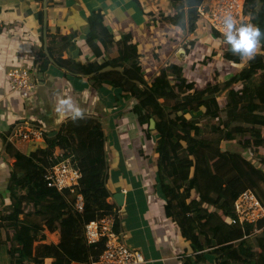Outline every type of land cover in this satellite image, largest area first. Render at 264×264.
Masks as SVG:
<instances>
[{
  "label": "trees",
  "instance_id": "obj_1",
  "mask_svg": "<svg viewBox=\"0 0 264 264\" xmlns=\"http://www.w3.org/2000/svg\"><path fill=\"white\" fill-rule=\"evenodd\" d=\"M167 1L178 16L176 22L181 29H203L197 12L202 0ZM245 14L248 22L264 31V0H246ZM87 28V45L96 51V56L104 54L107 58L102 63L73 58L72 33L60 37L61 47L69 48L68 56L59 54L55 63L71 74L85 76L94 92L110 86L123 93V98L134 100L131 111L139 127L146 139L154 138L157 186L163 194L165 215L193 244L199 245V235L205 236V245L219 253L215 264H264V218L243 227L227 222L233 215L232 202L245 189L252 190L264 207V37L254 58L245 63L233 56L222 36H218L221 42L214 41L206 62L219 55L217 45L225 44V57L231 63H243L241 70L222 82L227 94L221 107L218 96L198 90L195 82L184 76V61H178L176 55L147 76L143 72L149 62L147 55L140 57L142 53L130 33H121L114 40L98 12L87 17ZM46 35L50 38L47 48L51 56L55 45L51 38L56 35L48 31ZM37 55L34 64L43 72L50 61L42 46ZM105 66L122 70L99 72ZM214 87L217 91L221 85ZM198 111L201 113L195 115ZM205 116L219 119L212 126V131L218 133L214 139L202 136L206 125L199 120ZM238 137L242 139V152L221 148V142ZM44 142V147L29 154L9 141L4 145L2 157L10 176L9 201L0 202V245L7 246L9 264H44L46 258L52 259L51 264H91L102 252L103 243L87 244L84 224L114 214L118 231V207L108 201L110 192L106 188L109 167L102 122L98 116L83 115L75 120L69 117L59 130L46 132ZM55 150H62L78 162L82 176L73 192H60L44 181L45 168L52 163L49 157ZM77 194L83 196L82 212L71 209ZM31 216L38 217L40 223L24 219ZM57 228L58 241L45 242L43 230L52 232ZM254 229L260 230L241 239ZM34 241L38 243L34 245Z\"/></svg>",
  "mask_w": 264,
  "mask_h": 264
},
{
  "label": "crops",
  "instance_id": "obj_2",
  "mask_svg": "<svg viewBox=\"0 0 264 264\" xmlns=\"http://www.w3.org/2000/svg\"><path fill=\"white\" fill-rule=\"evenodd\" d=\"M46 3L47 31L56 35L51 38L55 44L51 48L54 63L50 62L46 70L40 72L34 64V54H38L41 46L44 51V0H0V22L3 23L0 31V202L6 204L9 201L7 184L10 171L2 157L6 141L24 154L46 145L37 146L18 139L10 141L8 135L17 124L23 122H34L47 132L57 131L69 115L57 111L55 103L66 90H70L83 115L98 116L102 122L109 167L106 180V188L110 192L108 201L115 202L118 207L117 228L125 244L142 254V264H188V261L215 264L219 253L205 245V236L199 235V245L193 244L184 237L176 222L164 213L163 194L157 186L154 138L146 139L139 127L131 111L134 100L123 98L120 95L123 93L110 86L94 92L85 76L71 74L54 60L59 54L63 58L68 56L69 48L61 47L60 37L72 33H75L72 39L75 44L71 53L73 58L97 63L107 58L104 54L96 56V51L87 45L85 39L87 17L98 12L102 14L104 25L114 40H118L121 33H130L142 53L140 57L147 55L149 62L143 70L145 75L149 76L153 70H157V58L163 61L165 57L173 59L176 55L178 61H185L187 55L171 54L177 43L175 37L180 34L176 22L172 21L174 25H171L160 19L166 20L174 12L170 2L46 0ZM198 29L193 31L194 37ZM191 34L185 39H189ZM48 40L50 38L47 37L46 42ZM156 51L158 54L154 53ZM12 64H27L33 75L34 88L23 100L18 94L8 92L4 72L5 67ZM117 192L124 195L122 205H118L114 199ZM32 219L31 216L28 221L37 223ZM43 233L45 242L56 243L59 239L58 228L52 232L43 230ZM37 243L34 241V245ZM217 248L222 252L220 246ZM1 255L4 258L2 264H9L7 246L0 245ZM196 259L198 262L195 263ZM51 261V258H46L44 264H51Z\"/></svg>",
  "mask_w": 264,
  "mask_h": 264
},
{
  "label": "built area",
  "instance_id": "obj_3",
  "mask_svg": "<svg viewBox=\"0 0 264 264\" xmlns=\"http://www.w3.org/2000/svg\"><path fill=\"white\" fill-rule=\"evenodd\" d=\"M246 0H202L197 6L203 29L214 32L223 37V18L231 14L238 23L248 22L245 14ZM5 79L8 87L14 93L28 97L34 88L33 75L27 64H12L6 68ZM47 131L34 122L17 124L9 140L18 139L22 142H44ZM52 163L45 168L44 181L48 187L63 192H73L81 179V171L76 160L70 155H65L62 150H55L51 157ZM84 206L83 196L77 194L71 209L82 212ZM232 217L227 219L229 224L241 227L255 224L264 218V207L260 200L250 189H245L232 202ZM116 216L106 214L84 224L83 235L87 244L103 243V249L98 258L91 264H142V254L128 247L120 232L115 229ZM264 228V227H263ZM262 228V229H263ZM260 229H254L252 233L243 235L241 239H247ZM33 264V263H26Z\"/></svg>",
  "mask_w": 264,
  "mask_h": 264
},
{
  "label": "rangeland",
  "instance_id": "obj_4",
  "mask_svg": "<svg viewBox=\"0 0 264 264\" xmlns=\"http://www.w3.org/2000/svg\"><path fill=\"white\" fill-rule=\"evenodd\" d=\"M174 16H175V12L171 13L169 15V17L166 18V20H163L164 18H161V17H160V19H161V21H164V23H169L171 25H174L172 23V21L176 22L177 17H178V16H175V17ZM173 17H174V20H173ZM175 25L177 26L178 33H180L177 37H175L176 42H177L176 45L177 46L179 45V47H177L175 45V48L173 47L171 50L172 51L171 54L174 55L176 53L178 55H183V56L187 55L188 58H186V60L183 63V64H185V67H186L184 75L187 76L188 78L194 80L195 86H196V88H198V90L203 89V90L207 91L208 93H210V95L214 94V95L218 96L217 102H218V104H220L221 107H223L224 98H225V95L227 94V88L222 89V86H223L222 82L225 79H227L231 73H235V72L241 70V68L243 66L242 64L245 63V61H242L243 63H234V62L231 63L229 61L230 59L228 60L225 57V53L227 52V48H225L226 45L223 44V46H220V47H219V45H217V47L219 48L218 49L219 55L212 57L211 59H209L206 62L210 48L216 42H219V41L221 42V39L217 36V34H215L214 32L206 31L205 29H202V28L200 29V27H199V29L196 32V37H194L193 31H192V33H193V35H192L191 32L187 31L186 27L181 29L178 22H176ZM2 26H3V23L0 22V31L3 29ZM189 34H191L189 39H185V38H187V36ZM214 41H215V43H214ZM176 48H178L179 51H178V49L176 50ZM218 56H222V57L219 58ZM34 58L36 60H38V55L34 54ZM200 58L202 60H200ZM168 61H169V59H167L166 57L164 58L163 61L162 60L160 61V59H155V62L158 65L157 69L161 68ZM217 66H218V68H216ZM6 67H5V71H6ZM4 78H5V72H4ZM150 78H151V76L148 77V79H150ZM216 84L221 85V87L217 91H215L216 88L214 87ZM8 89H9V87H8ZM8 92L12 93L13 91L9 89ZM19 97H20V95H19ZM20 98L25 99V97H22V96ZM218 121H219V119L211 118L208 116L201 118L199 120V123L202 125H206L204 128V131L202 132V136H204L206 138H212V139L216 138L218 136V133L212 131V126H215L218 123ZM221 128H222V125H221ZM263 135H264V131H263ZM239 138L240 137H238L236 140L231 141V142H221L220 146L223 150L242 152V148H241V145L239 143L242 141V139L240 138L241 140L239 141ZM27 143L37 145V146H40V144L41 145L45 144V142H38V143L27 142ZM153 144H154V142H153ZM259 150L263 152V148H260ZM210 154H212V152H209V155ZM254 154L256 155L255 151H254ZM32 217H33V219H32L33 221L40 223L38 217H36V216H32ZM24 219L27 222L29 220V218H24ZM44 230H46V229H44ZM3 260H4V258L1 255L0 256V264H2Z\"/></svg>",
  "mask_w": 264,
  "mask_h": 264
},
{
  "label": "clouds",
  "instance_id": "obj_5",
  "mask_svg": "<svg viewBox=\"0 0 264 264\" xmlns=\"http://www.w3.org/2000/svg\"><path fill=\"white\" fill-rule=\"evenodd\" d=\"M262 37L264 31L257 25L251 22L238 23L231 14L224 16L223 40L229 46V51L245 62L254 58ZM55 108L59 112L67 113L73 120L83 116V110L70 95V90H66L63 97L56 101Z\"/></svg>",
  "mask_w": 264,
  "mask_h": 264
},
{
  "label": "water",
  "instance_id": "obj_6",
  "mask_svg": "<svg viewBox=\"0 0 264 264\" xmlns=\"http://www.w3.org/2000/svg\"><path fill=\"white\" fill-rule=\"evenodd\" d=\"M46 6H47V3H46V0H44V4H43V7H44L43 14H44V16H43V27H42L43 40H44V53L47 56V58L49 59V61L54 63L53 59L49 55L48 48H47V42H46V38H47V35H46V31H47ZM108 70H119V71H121L122 67L105 66L99 72H104V71H108ZM200 113H201V111H198L195 115H199ZM151 126H153V122H151ZM123 197H124V195H123L122 192H117V193L114 194V199L116 200L118 205H122Z\"/></svg>",
  "mask_w": 264,
  "mask_h": 264
}]
</instances>
